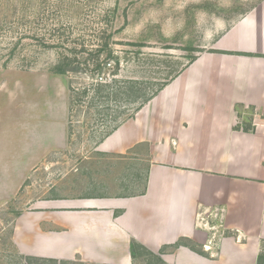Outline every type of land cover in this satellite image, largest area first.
Listing matches in <instances>:
<instances>
[{
	"label": "crops",
	"instance_id": "1",
	"mask_svg": "<svg viewBox=\"0 0 264 264\" xmlns=\"http://www.w3.org/2000/svg\"><path fill=\"white\" fill-rule=\"evenodd\" d=\"M214 33L185 70L98 146L146 158L145 193L36 201L15 219L20 255L131 264L134 241L166 264H255L264 240V0ZM55 137L39 159L55 150ZM201 207L223 208L222 228L232 236L203 255L185 246L163 251L179 240L201 251L208 240L195 227Z\"/></svg>",
	"mask_w": 264,
	"mask_h": 264
},
{
	"label": "rangeland",
	"instance_id": "2",
	"mask_svg": "<svg viewBox=\"0 0 264 264\" xmlns=\"http://www.w3.org/2000/svg\"><path fill=\"white\" fill-rule=\"evenodd\" d=\"M260 1L0 0V179L6 183V188L0 185V264H25L12 232L17 215L34 202L117 199L137 195L145 186L149 162L139 152L98 149L103 116L109 124L114 117L122 124L135 115L136 105L121 111L112 99L99 101L98 119L82 99L71 113L72 135L61 147L64 119L69 135V86L81 88L95 79L100 84L138 80L149 83L141 90L151 93L189 66L209 33L231 25ZM61 54L75 58L78 73H52ZM98 64L101 70L93 74ZM54 137L55 150L39 159ZM227 235L232 233L217 231L214 251ZM33 264L95 263L76 257ZM131 264L160 263L139 250Z\"/></svg>",
	"mask_w": 264,
	"mask_h": 264
},
{
	"label": "trees",
	"instance_id": "3",
	"mask_svg": "<svg viewBox=\"0 0 264 264\" xmlns=\"http://www.w3.org/2000/svg\"><path fill=\"white\" fill-rule=\"evenodd\" d=\"M95 52V51H94ZM98 53L101 52V50L97 51ZM95 53V54H98ZM219 54H229L226 52H217ZM239 55V54H238ZM98 55L95 56V60L98 62ZM250 56V55H246ZM195 60L193 57L191 61L189 62V65ZM75 58L73 60L69 59L66 55L61 54L60 55V60L53 66L52 68V73L55 75H66L68 73H78L80 69V64L77 63ZM101 70L99 64L96 65L94 69V73L98 74V72ZM181 73V72H180ZM179 73V74H180ZM178 76V75H177ZM176 76V77H177ZM173 79L169 81H166L157 87V89L151 93H147L142 89L143 86L149 84H145L144 82L138 81V80H114L112 84H100V82L95 79V82L84 85L81 88H74L71 85L69 86V105H68V122H69V135L70 137L72 135V126H71V113L73 109L75 110L76 104H80L83 100L82 99H87L88 100V106H91L94 110H96L95 114L98 119L101 117V115L98 113V105L99 101L107 102L108 100L110 101L111 99L115 102L116 108H120L121 111L123 110L124 107H127L125 105H128L130 107L131 105H136L134 111L137 112L143 105H145L148 101H150L157 93L162 90L165 86H167ZM119 87H118V86ZM116 88H120L122 90H115ZM145 90V89H144ZM118 102V103H117ZM118 105H117V104ZM119 106V107H118ZM126 110V108H124ZM104 117V118H103ZM103 125L102 128L106 130V132H102L101 128V133L99 134V140L98 143H102L107 137H109L112 133H114L121 123L116 121V117H114L111 120V124L107 122L108 115L103 116ZM99 127V126H97ZM99 129V128H98ZM250 128H245V130H249ZM145 193V190L140 192L139 195H143ZM122 211H117L114 213L115 217L120 215ZM181 246L188 247L190 250H192L195 253H198L200 255H203V252L199 251L196 249L193 245L191 246L188 243H185L183 240H179L173 245L167 246L163 248V251L167 248L169 249H177ZM139 250H144L146 251L150 257H152L155 261H157L160 264H165L164 261H162L160 258L158 259L157 257L154 256L151 252L146 250L143 246L139 245L138 243H135L134 241H131L130 243V257L131 259H135L138 255ZM24 263L25 264H33L36 262L39 263H46V262H52L53 260L49 259H41V258H35V257H23ZM255 264H264V240L260 241V246L258 253L255 258Z\"/></svg>",
	"mask_w": 264,
	"mask_h": 264
},
{
	"label": "built area",
	"instance_id": "4",
	"mask_svg": "<svg viewBox=\"0 0 264 264\" xmlns=\"http://www.w3.org/2000/svg\"><path fill=\"white\" fill-rule=\"evenodd\" d=\"M224 217L223 208L219 207H201L199 208L196 218H195V227L204 232L212 234L210 238L206 241L204 246L205 250H209L211 245L215 244V236L217 231L222 228V221ZM224 230V229H223Z\"/></svg>",
	"mask_w": 264,
	"mask_h": 264
}]
</instances>
